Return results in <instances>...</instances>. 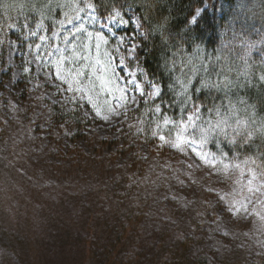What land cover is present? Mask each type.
Returning <instances> with one entry per match:
<instances>
[{
  "label": "rangeland",
  "instance_id": "374dc122",
  "mask_svg": "<svg viewBox=\"0 0 264 264\" xmlns=\"http://www.w3.org/2000/svg\"><path fill=\"white\" fill-rule=\"evenodd\" d=\"M65 2L58 28L49 32L40 23L25 37V54L18 40L9 39L7 63L0 61V75L11 68L10 78L0 83V143L9 148L0 162V264H93L91 244L106 241V226H120L134 204L140 209L143 202L146 216L135 226V243L119 258L125 264H161L166 260L158 254L162 239L177 241L195 231V226L186 229L192 220L207 218L208 238L193 247L210 264H218L231 247L250 250L252 244L264 251V158L210 143L222 135L227 145L243 147L237 138L243 128L224 127L213 115L201 121L192 107L175 129L158 116L150 119L151 138L135 130L126 113L145 88L126 68L134 47L131 37L120 33L133 25L120 14L100 22L91 0ZM261 6L254 1L252 11ZM202 14L196 13L192 26ZM138 26L132 35L140 33ZM243 42L229 43L233 55L220 47L216 59L227 66L233 60L239 76L264 83V61L254 59L264 55L259 51L264 42L263 47ZM24 68L31 76L25 89ZM178 86L182 99L183 85ZM148 92L159 95L156 86ZM51 103L66 113L77 109L84 130L71 119L54 123ZM135 154L150 158L138 174L139 165L130 168ZM121 179L139 186L127 187L129 196L122 200L110 193Z\"/></svg>",
  "mask_w": 264,
  "mask_h": 264
},
{
  "label": "trees",
  "instance_id": "16d2710c",
  "mask_svg": "<svg viewBox=\"0 0 264 264\" xmlns=\"http://www.w3.org/2000/svg\"><path fill=\"white\" fill-rule=\"evenodd\" d=\"M254 1L256 0H91L96 16L101 21L120 14L129 24L136 22L140 26V34L132 35L135 26L130 31H122L128 37L133 36L132 48L134 47L135 53L132 59H127L126 68L135 74L137 81L145 88L143 95L138 96L137 106L126 113L133 118L130 122L135 123L132 125L135 130L142 131L147 138H151L150 119H156L158 111L171 121L179 123L194 107L201 113L202 120L213 115L224 127L243 128L237 135L238 141L244 144L243 147L239 143L227 145V142H223L226 137H220L222 135L210 138L212 146H228L252 158L263 160L264 83L255 77L239 76V67L237 64L234 66L233 60L227 66L224 61L216 59L220 47L231 53L229 43L245 41L247 46L255 44L263 47L261 42H264V38L261 37L263 40L260 41L259 37L264 36V0H258L262 6L256 12L252 11ZM66 9L65 0H0L2 64L7 63L5 45L9 39L18 40L21 43L19 50L25 54V37H29L40 23L49 26L50 29L46 28L49 32L56 29ZM198 11H203V14L197 24L192 26ZM259 51L264 54V50ZM254 59L256 62L264 61V55L255 56ZM208 69L209 73L206 74ZM10 70L11 68L0 75V83L2 79L6 81L10 78ZM261 72L264 74V68ZM30 77L24 68L23 80L20 82L23 89L30 86ZM177 79L183 85L182 99L177 98V92L181 89ZM154 86L160 88L158 97H152L148 92ZM50 107L54 123L61 125L71 119L80 131L84 130L85 118L77 109L66 113L57 104L51 103ZM20 124L26 126L28 119H23ZM123 134L126 140L130 137L129 130ZM8 152L9 148L0 143V162ZM140 156L142 160L137 159V154L130 158L131 169L135 170L139 165L137 174L150 160L148 157L144 161V155ZM127 187L130 191L139 188L138 184H129L127 179H121L112 185L110 193L122 200L125 194L129 196L125 193ZM129 212L127 220L120 226H106V241L97 239L91 244L88 252L93 264H125L119 258L132 242L135 243L133 232L136 224L146 216L145 203H142L140 209L139 205L134 204V209ZM203 222L209 224L210 219L197 222L192 220L186 229L195 226V231L177 236V241L167 243V238L164 237L158 245V254L161 258L166 256L161 264H210L206 256L193 247L205 244L208 238ZM103 247H107V252H104ZM249 247L250 250L248 247L227 248L222 258L217 257L221 259L218 264H222V260L223 264H264V251L255 247L253 249L252 244ZM126 258L128 262L136 261L131 256Z\"/></svg>",
  "mask_w": 264,
  "mask_h": 264
}]
</instances>
